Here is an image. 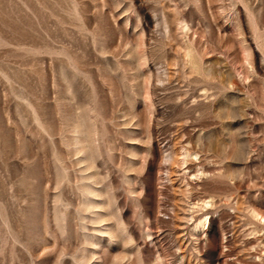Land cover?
Wrapping results in <instances>:
<instances>
[{"label":"rangeland","instance_id":"obj_1","mask_svg":"<svg viewBox=\"0 0 264 264\" xmlns=\"http://www.w3.org/2000/svg\"><path fill=\"white\" fill-rule=\"evenodd\" d=\"M256 213L264 0H0V264H264Z\"/></svg>","mask_w":264,"mask_h":264},{"label":"bare ground","instance_id":"obj_2","mask_svg":"<svg viewBox=\"0 0 264 264\" xmlns=\"http://www.w3.org/2000/svg\"><path fill=\"white\" fill-rule=\"evenodd\" d=\"M256 216L259 218V221L260 222H262V224H264V216H262V215H260L259 213H256ZM209 221V219L206 217L204 220H202L201 222H200V225L202 224V226L204 225V224H206L207 222L206 221ZM206 222V223H205ZM206 226V225H205Z\"/></svg>","mask_w":264,"mask_h":264}]
</instances>
